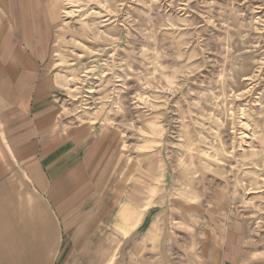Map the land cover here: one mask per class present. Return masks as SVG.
Instances as JSON below:
<instances>
[{
	"label": "rangeland",
	"instance_id": "1",
	"mask_svg": "<svg viewBox=\"0 0 264 264\" xmlns=\"http://www.w3.org/2000/svg\"><path fill=\"white\" fill-rule=\"evenodd\" d=\"M38 2L24 28L0 13V39L42 56L61 120L116 140L123 203L176 237L230 218L264 233V0Z\"/></svg>",
	"mask_w": 264,
	"mask_h": 264
},
{
	"label": "crops",
	"instance_id": "2",
	"mask_svg": "<svg viewBox=\"0 0 264 264\" xmlns=\"http://www.w3.org/2000/svg\"><path fill=\"white\" fill-rule=\"evenodd\" d=\"M38 3L0 0V13L24 28ZM9 39H0V264H264V233L245 221L212 219L176 237L155 229L133 193L123 203L107 168L116 140L61 120L42 56Z\"/></svg>",
	"mask_w": 264,
	"mask_h": 264
}]
</instances>
